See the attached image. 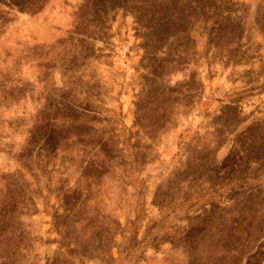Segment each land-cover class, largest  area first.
<instances>
[{"label": "rangeland", "instance_id": "rangeland-1", "mask_svg": "<svg viewBox=\"0 0 264 264\" xmlns=\"http://www.w3.org/2000/svg\"><path fill=\"white\" fill-rule=\"evenodd\" d=\"M0 264H264V0H0Z\"/></svg>", "mask_w": 264, "mask_h": 264}]
</instances>
